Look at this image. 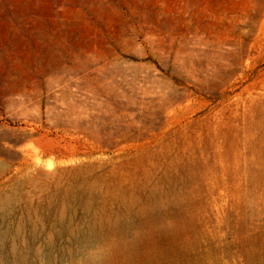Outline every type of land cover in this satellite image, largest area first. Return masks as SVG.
<instances>
[{"label": "rangeland", "instance_id": "obj_1", "mask_svg": "<svg viewBox=\"0 0 264 264\" xmlns=\"http://www.w3.org/2000/svg\"><path fill=\"white\" fill-rule=\"evenodd\" d=\"M194 196L159 263L264 264V0H0V264H95Z\"/></svg>", "mask_w": 264, "mask_h": 264}, {"label": "bare ground", "instance_id": "obj_2", "mask_svg": "<svg viewBox=\"0 0 264 264\" xmlns=\"http://www.w3.org/2000/svg\"><path fill=\"white\" fill-rule=\"evenodd\" d=\"M139 158H137V160H134L133 162L130 161L131 163L129 164V167L131 168L130 169L131 171L130 170L125 171L123 168L120 169L121 174H123L122 177L126 178L128 181L131 180V182L133 181V179H135L134 175L132 174L135 172L136 166L142 160L141 157ZM227 159H228V166H227L228 172H227L226 181L224 182L229 184V181L234 176L233 175L234 173L230 169L231 168L230 165L235 161V157H233V155L229 153L227 155ZM112 171L114 172L113 169ZM119 173H117V175ZM114 175L116 176V174ZM231 189L232 190H230L231 194L229 197L230 199L229 204L232 208H236L240 203L238 191L236 187L233 188L231 187ZM202 203H203L202 199H200L197 196H194L192 198V205L193 207L196 208L195 216L193 215L188 219H185L184 217L180 216L179 222L170 229L163 227H158L156 229H153L151 227H147V213L138 215L136 222L142 224L143 226L141 233L137 234L132 239V241L124 244L123 246L114 247L107 254H102L101 256H99L95 264H170V262L167 261H165L164 263H159L160 254L164 252H170L172 248H174L177 245H180V241H182L188 236L189 228L197 229L199 225V213L201 212ZM248 243L253 245L258 251L264 250V232L258 236L250 237L248 239Z\"/></svg>", "mask_w": 264, "mask_h": 264}, {"label": "water", "instance_id": "obj_3", "mask_svg": "<svg viewBox=\"0 0 264 264\" xmlns=\"http://www.w3.org/2000/svg\"><path fill=\"white\" fill-rule=\"evenodd\" d=\"M148 152H149V149L137 152V153L132 154V155L120 156V157H117L114 159L100 160V161H96V162L84 163V164H80V165H77L74 167L65 168V169L61 170V173H63V175L84 174L87 171H96L99 169L113 168V167L120 165L122 163L130 162L134 159L142 157V156L146 155Z\"/></svg>", "mask_w": 264, "mask_h": 264}]
</instances>
